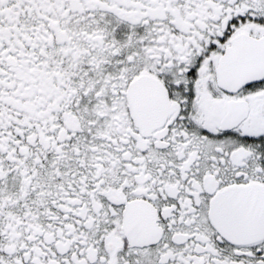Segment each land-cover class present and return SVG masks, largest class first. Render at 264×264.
I'll return each mask as SVG.
<instances>
[{"label":"flooded vegetation","instance_id":"obj_1","mask_svg":"<svg viewBox=\"0 0 264 264\" xmlns=\"http://www.w3.org/2000/svg\"><path fill=\"white\" fill-rule=\"evenodd\" d=\"M0 264H264V0H0Z\"/></svg>","mask_w":264,"mask_h":264},{"label":"water","instance_id":"obj_2","mask_svg":"<svg viewBox=\"0 0 264 264\" xmlns=\"http://www.w3.org/2000/svg\"><path fill=\"white\" fill-rule=\"evenodd\" d=\"M225 198L224 197H221L219 199V201L217 202V204H215V210L220 214V211H221V215L222 216H227L228 215V212L226 211V208L227 206L224 204L225 202Z\"/></svg>","mask_w":264,"mask_h":264}]
</instances>
